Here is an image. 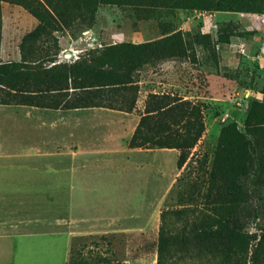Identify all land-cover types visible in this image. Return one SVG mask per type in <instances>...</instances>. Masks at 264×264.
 Returning a JSON list of instances; mask_svg holds the SVG:
<instances>
[{"label": "rangeland", "instance_id": "1", "mask_svg": "<svg viewBox=\"0 0 264 264\" xmlns=\"http://www.w3.org/2000/svg\"><path fill=\"white\" fill-rule=\"evenodd\" d=\"M0 15V60L16 62L19 42L36 26L37 20L20 5L8 2L0 3ZM175 32L181 33L187 43L188 57L142 65L134 74L138 93L131 112L107 108L53 110L15 102L0 104V204L6 203L4 199L18 204L26 193L34 194L35 186H28L22 174L34 178L36 168H46L64 159L56 156V149L78 144L74 143V138L82 135L67 131L69 114L98 117L87 123L92 129L84 134L94 145L126 151L127 130L123 134L113 133L111 123L105 122L102 116L128 114L125 124L130 122L133 126L150 93L173 95L201 106L205 130L182 168L177 167L178 152L173 149L141 152L135 157L133 154L134 165L131 169L124 167L121 176L126 178L127 185L128 178L135 182L130 186L133 196L130 197L127 185L119 189L122 193L117 216L120 220L127 214L117 225H107L106 232L75 239L70 264L81 257L92 263L96 256L114 264H156L161 211L181 209V204L191 197V208L183 215L191 218L198 213L202 208L206 171L210 168L220 129L231 122L242 128L249 101H264V15L257 13L148 5L104 6L90 26L76 22L57 34L60 44L57 62L71 64L92 49L155 42ZM202 35L209 39L204 41ZM218 36L227 42H218ZM111 173L114 174L111 171L108 178L114 177ZM45 178V181L54 180L52 175ZM139 194L143 196L140 198ZM262 194L261 204L258 198L252 199L253 203H249L245 211V216H250L252 206L259 210L258 218H246V229L250 232L255 231L256 225L264 226V192ZM130 212L134 213L128 214ZM182 224L183 221H178L174 226Z\"/></svg>", "mask_w": 264, "mask_h": 264}, {"label": "trees", "instance_id": "2", "mask_svg": "<svg viewBox=\"0 0 264 264\" xmlns=\"http://www.w3.org/2000/svg\"><path fill=\"white\" fill-rule=\"evenodd\" d=\"M20 5L36 20L18 45L19 60H0V104L47 109L107 108L131 112L138 93L134 74L144 64L188 57L187 43L175 32L155 42L121 43L89 50L74 63H58V33L76 22L90 26L104 6H156L264 15V0H0ZM1 37V15H0ZM202 39H209L202 35ZM218 36L217 41L222 42ZM2 93V94H1ZM264 93V87L262 89ZM201 106L169 94L147 95L143 114L128 141L131 149H173L177 167L186 163L204 132ZM264 192V101H249L243 126L219 131L206 171L202 208L189 218L191 201L160 213L156 264H264V226L246 229L258 218ZM183 199V198H182ZM183 203V202H182ZM261 204V203H260ZM264 205V203H262ZM171 216L174 220H172ZM178 221L183 224L176 227ZM103 261V259H102ZM106 264H114L106 261ZM118 264V263H117Z\"/></svg>", "mask_w": 264, "mask_h": 264}, {"label": "crops", "instance_id": "3", "mask_svg": "<svg viewBox=\"0 0 264 264\" xmlns=\"http://www.w3.org/2000/svg\"><path fill=\"white\" fill-rule=\"evenodd\" d=\"M217 51L220 52L219 47ZM102 117L105 122L111 123L109 126L113 133L123 134L127 130L126 141L131 138L139 121L138 118L133 126L130 122L125 124L129 120L128 114ZM93 118L98 117L69 114L67 131L82 135L74 138V143L78 144L59 150L55 148L56 156L64 159L46 168H36L34 178L22 174L28 186H35L34 194L26 193L25 199L18 204H13L14 201L9 203L6 199L5 204H0V211L4 212L0 214L3 215L0 217V264H70L75 239L106 232L107 225H117L127 214L120 220L117 216L121 202L119 195L122 193H119V189L127 185L126 178L121 176L124 175V167L131 169L134 165L132 155L170 150L128 147L125 151L94 145L95 142L84 134L92 129L87 123ZM134 163L139 164L137 161ZM111 171L114 177L108 178ZM49 175L54 177L53 182L45 181ZM134 183L128 178L130 197L133 196L130 186ZM143 195L139 194L138 197ZM131 213L134 212L128 214ZM17 227L27 229L17 230ZM106 261L96 256L89 263L81 257L75 264H106Z\"/></svg>", "mask_w": 264, "mask_h": 264}]
</instances>
